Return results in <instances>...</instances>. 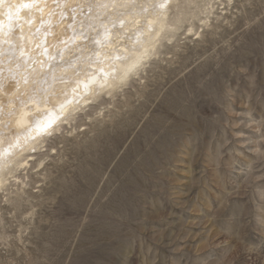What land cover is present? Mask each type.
<instances>
[{"label": "rangeland", "instance_id": "obj_1", "mask_svg": "<svg viewBox=\"0 0 264 264\" xmlns=\"http://www.w3.org/2000/svg\"><path fill=\"white\" fill-rule=\"evenodd\" d=\"M180 3L0 189V264H264V0Z\"/></svg>", "mask_w": 264, "mask_h": 264}, {"label": "bare ground", "instance_id": "obj_2", "mask_svg": "<svg viewBox=\"0 0 264 264\" xmlns=\"http://www.w3.org/2000/svg\"><path fill=\"white\" fill-rule=\"evenodd\" d=\"M180 2L11 0L29 6L13 11L10 27L0 6V189L51 132L143 69L179 29Z\"/></svg>", "mask_w": 264, "mask_h": 264}, {"label": "snow or ice", "instance_id": "obj_3", "mask_svg": "<svg viewBox=\"0 0 264 264\" xmlns=\"http://www.w3.org/2000/svg\"><path fill=\"white\" fill-rule=\"evenodd\" d=\"M11 5V0H0V6H3V5ZM29 5L27 3H23L21 5H19V7H17L15 9V12L16 13H19L20 9L23 8V7H28ZM13 9L11 7H9L5 13L6 15V18H7V25L10 27L11 26V22L13 20ZM5 26V21L3 20H0V28L4 27ZM52 124H51V121L48 122V124L44 125L43 127L44 128H48V127H51Z\"/></svg>", "mask_w": 264, "mask_h": 264}, {"label": "clouds", "instance_id": "obj_4", "mask_svg": "<svg viewBox=\"0 0 264 264\" xmlns=\"http://www.w3.org/2000/svg\"><path fill=\"white\" fill-rule=\"evenodd\" d=\"M9 7H11L13 10H15L17 7H19V5H16V4L6 5V8H7V9H8Z\"/></svg>", "mask_w": 264, "mask_h": 264}]
</instances>
